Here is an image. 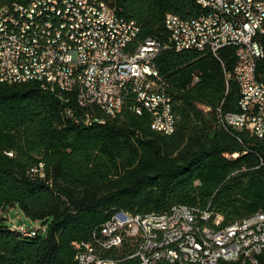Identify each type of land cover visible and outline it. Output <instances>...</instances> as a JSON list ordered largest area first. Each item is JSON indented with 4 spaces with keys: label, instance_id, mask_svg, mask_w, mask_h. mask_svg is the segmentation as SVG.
<instances>
[{
    "label": "trees",
    "instance_id": "1",
    "mask_svg": "<svg viewBox=\"0 0 264 264\" xmlns=\"http://www.w3.org/2000/svg\"><path fill=\"white\" fill-rule=\"evenodd\" d=\"M15 1L23 0H0V7ZM102 1L136 21L139 42L159 44L154 65L171 99L175 130H151L150 115L138 116L133 98L108 117L37 83L0 85V214L18 207L47 225L29 238L0 216V264H73L72 244L99 250L101 227L117 212L163 214L182 205L220 216L222 226L264 214V140L218 118L240 112L234 47L215 57L170 46L165 17L191 19L206 10L197 0ZM256 73L264 79V59ZM133 251L125 240L100 254L138 264L128 259Z\"/></svg>",
    "mask_w": 264,
    "mask_h": 264
},
{
    "label": "built area",
    "instance_id": "2",
    "mask_svg": "<svg viewBox=\"0 0 264 264\" xmlns=\"http://www.w3.org/2000/svg\"><path fill=\"white\" fill-rule=\"evenodd\" d=\"M197 3L206 12L196 18L165 17L170 46L177 52L206 51L215 57L221 49L234 47L232 77L240 90V112L219 113V122L264 137V79L258 80L256 73L257 62L264 59V0ZM66 10H75L78 22L69 21ZM139 33L136 21L120 16L102 0L4 5L0 85L33 82L49 93L64 90L80 98L84 109L122 110L133 98V111H146L151 123L170 135L175 130L171 99L154 65L159 44L139 42ZM142 97H150L151 105L142 104ZM258 221H264L261 212L222 226L220 216L182 205L163 214L117 212L101 227L99 250L90 243L72 244L73 264H118L101 257L100 251L119 249L125 240L134 247L128 259L138 264H264V228H258ZM17 229L26 237L37 232Z\"/></svg>",
    "mask_w": 264,
    "mask_h": 264
},
{
    "label": "rangeland",
    "instance_id": "3",
    "mask_svg": "<svg viewBox=\"0 0 264 264\" xmlns=\"http://www.w3.org/2000/svg\"><path fill=\"white\" fill-rule=\"evenodd\" d=\"M0 216L11 228L23 227L28 230H46L47 228V225L41 221H32L27 218L18 207L8 208Z\"/></svg>",
    "mask_w": 264,
    "mask_h": 264
},
{
    "label": "bare ground",
    "instance_id": "4",
    "mask_svg": "<svg viewBox=\"0 0 264 264\" xmlns=\"http://www.w3.org/2000/svg\"><path fill=\"white\" fill-rule=\"evenodd\" d=\"M66 18L69 19L71 22H78V15L75 14V10H66ZM3 85H10V84H3ZM55 92L59 93H65L64 90H55ZM76 103L78 107L81 109V101L80 98L75 97ZM142 104L144 105H151V98L150 97H142ZM104 115L108 117H113L117 114H119L122 110H99ZM138 116L141 115V113H136ZM150 128L153 131L159 132L162 134V130H160L158 127H155L153 123H150ZM255 138L259 140H264V137H260V135H253ZM237 155H232V157H236ZM258 228H264V221H258ZM15 231L18 232L17 228H13ZM26 237V236H25ZM32 238V237H29Z\"/></svg>",
    "mask_w": 264,
    "mask_h": 264
},
{
    "label": "water",
    "instance_id": "5",
    "mask_svg": "<svg viewBox=\"0 0 264 264\" xmlns=\"http://www.w3.org/2000/svg\"><path fill=\"white\" fill-rule=\"evenodd\" d=\"M40 234H42L44 232V230H37Z\"/></svg>",
    "mask_w": 264,
    "mask_h": 264
}]
</instances>
